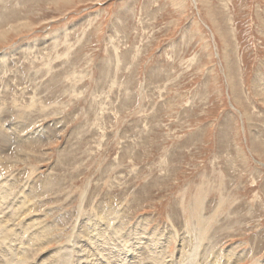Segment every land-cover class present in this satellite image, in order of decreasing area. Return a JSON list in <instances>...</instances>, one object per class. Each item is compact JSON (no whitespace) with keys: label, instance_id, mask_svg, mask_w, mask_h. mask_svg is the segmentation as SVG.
Masks as SVG:
<instances>
[{"label":"rangeland","instance_id":"obj_1","mask_svg":"<svg viewBox=\"0 0 264 264\" xmlns=\"http://www.w3.org/2000/svg\"><path fill=\"white\" fill-rule=\"evenodd\" d=\"M11 215L42 255L100 225L264 264V0H0Z\"/></svg>","mask_w":264,"mask_h":264},{"label":"bare ground","instance_id":"obj_2","mask_svg":"<svg viewBox=\"0 0 264 264\" xmlns=\"http://www.w3.org/2000/svg\"><path fill=\"white\" fill-rule=\"evenodd\" d=\"M13 217L11 215L7 222L0 219V264H212L210 260V263L199 262L194 251L185 255L182 253L185 259L182 258L180 250L177 252L178 255L174 256L175 254L167 252V245L158 247V244H154L156 246L151 247L148 244L147 248L139 249V240H142L140 234H128L129 240H136L128 246L123 243V240L128 239L126 233L116 237L112 233H105L108 230L104 232L100 225L97 226L100 230L89 231L86 248L81 246L76 248L73 244L54 254L51 252L42 255L40 249V243L44 240L42 231L34 229L37 219L27 220L21 228L22 231L18 232L16 228L12 229ZM92 241H98L99 244L96 242L91 247ZM153 241L159 242L157 236ZM110 244L114 247L112 248ZM145 253L146 257L142 258Z\"/></svg>","mask_w":264,"mask_h":264}]
</instances>
